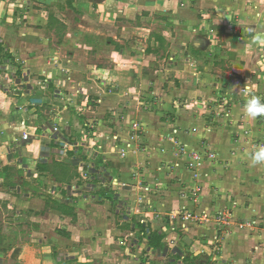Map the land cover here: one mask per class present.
Masks as SVG:
<instances>
[{"label": "crops", "instance_id": "obj_1", "mask_svg": "<svg viewBox=\"0 0 264 264\" xmlns=\"http://www.w3.org/2000/svg\"><path fill=\"white\" fill-rule=\"evenodd\" d=\"M71 5L68 0H0V63H19V67L12 66V70L17 68L15 73L7 69V63L0 65V76L7 78L12 74L15 84L20 82L22 87L10 89L3 83L0 85V97L2 93L5 94L2 105L0 101V198L3 200H6L3 195L6 196L8 192L12 195L15 187L22 190L24 187L28 188L25 185L32 187L31 184L36 182L29 179L26 171L33 177L37 175V168L42 164V161L38 160L43 159V140L39 138L27 143L24 142L25 134L31 136L32 132H35L34 134L39 136L47 130V125L52 127L53 123L75 131L76 124L85 120L83 115L76 111L78 103L74 100L77 98V91H87L88 95L81 96L83 107L92 99L91 105L95 112L100 108L99 114L102 112L103 115H109V100L115 99V95L109 97L101 87L106 80V67H112L116 62L138 64L141 63L139 58L145 55L147 59L154 58L152 60L159 62L168 60L167 64L171 65L168 67L172 70L174 57L178 60L175 62L177 65H187L192 58V61L197 66L201 65L203 71L208 74V67L210 69L213 65L229 62L235 65L234 81L241 83V88L244 82L238 79L244 80L247 70L252 69L251 65L254 63L259 62L260 66L264 63V55H261L264 50L256 51V57L253 50H248L250 47L264 49V44L256 42V37L264 34V0H72ZM51 16L65 25L66 29L59 31L55 26L51 27ZM66 17L68 18L64 19ZM175 46L184 55L178 53L172 57L166 56L172 53L170 50H174ZM146 72H149L148 68ZM191 73L189 67L186 71L179 72L183 76H189ZM207 77L208 83L211 76L208 74ZM73 79L79 82L76 88L72 84ZM239 83H235L236 87ZM259 83L262 84V81ZM56 92L61 95L58 99L53 97ZM253 92L264 100V96L258 94L264 92L262 89ZM120 93L116 94L117 97H121ZM226 94L235 97V102L232 103L235 115L241 114L243 117L240 116V119H234L227 125L220 123L215 126L219 131L215 132L206 128L208 125L211 128L212 123L219 122L217 116L220 115L217 113L210 121L207 120L209 124L200 121L194 125L200 129L199 134L197 133L200 138L206 141L209 139L210 143L215 145L213 150L218 153L221 161L230 163H214V170L207 166L212 177L210 182L206 183L203 193L204 199L209 202L204 204L213 210L232 209L237 226V230L225 236L222 241L224 248L221 250H225V254L215 260L219 261V264H264V166L251 167L246 156V153L252 151L251 143L264 144V118L249 120L244 116L242 109L247 94L240 91H229ZM105 101L108 104H105ZM168 104L169 102L158 101L154 103L152 109L158 112L159 119L168 111ZM133 108L132 110L138 109L136 105ZM104 127L115 128L110 125ZM186 127L191 128L190 125ZM203 127L206 131L200 132ZM49 136H52V133ZM77 151L79 152V149ZM110 155L113 154L108 152L103 155V159H108ZM116 157H111L114 165L120 170L117 168L115 172H125V169H121L123 160ZM135 164L136 157H130L127 167H133ZM105 169L106 172H93L96 177L91 175V180L97 181V186L102 185L103 188L106 185L101 181H107L110 174L107 168ZM187 173L185 177L189 180L190 174ZM170 177L172 184L167 187L177 190L179 185L174 182L176 177ZM185 177L182 180L187 182ZM90 186L96 187L94 184ZM121 192L130 190L122 185L118 194ZM168 194L163 200H158L157 196L148 200L152 207L151 216L159 218L164 211L185 204V197L181 198L182 203L175 197L174 192ZM54 196L53 200L60 202ZM121 200H118L119 203L123 202L127 206L123 207L124 210L136 206L135 203ZM117 202L113 201L112 205ZM8 203L10 209L11 205L14 207L11 199L3 202V206L6 207ZM29 205L30 203H23L22 210H25L24 207L30 208ZM17 212L18 215L12 219L7 216L2 218L6 228L3 234H0V241L4 239L6 244L9 241L8 235H11L8 233H12L9 229L15 225L12 223L23 220L19 215L23 212ZM56 212L59 211L54 210V213ZM136 216H127L126 220L123 218L121 230L124 222L127 225L132 223L133 227L137 228L134 224ZM139 217L141 215L137 218ZM253 220L259 221L260 226L252 228ZM43 222L38 220L37 224L42 226ZM26 223L28 226V220ZM29 235L30 241H38L37 248L40 249L41 255L38 264L73 263L76 254H69V260L61 258L63 254L59 253L57 245L52 243V239L45 235L44 231L39 229ZM18 237L20 241L24 240L23 233ZM25 244L17 245L13 252L11 248L0 249V264H28L25 259L17 261L20 256L32 255L28 254L29 243ZM108 248L113 251L110 246ZM25 249L27 250L24 251ZM54 253L57 254L54 256Z\"/></svg>", "mask_w": 264, "mask_h": 264}, {"label": "rangeland", "instance_id": "obj_2", "mask_svg": "<svg viewBox=\"0 0 264 264\" xmlns=\"http://www.w3.org/2000/svg\"><path fill=\"white\" fill-rule=\"evenodd\" d=\"M248 50H253V53L255 52L253 55L256 57L257 52L264 49L250 47ZM170 51L172 53L166 56L172 57L178 53L184 55L176 46ZM261 55L264 54L261 53ZM139 59L141 63L138 64L116 62L117 64H113L112 67H106L108 72L105 81L108 82L104 81L101 87L106 90L109 97L115 95V99L109 100L111 105L109 115H103L102 112L99 114L100 108L95 112L91 105L92 99L86 107H83L81 96L88 95L87 91L85 93L77 91V98L74 100L78 103L76 111L83 115L85 120L76 124L75 131L61 128L53 123L52 127L47 125V130L44 133L41 132L39 136L35 135V132H32L31 136L25 134L24 142L29 143L39 138L43 140V159L38 161L47 165V170L42 171L38 167L35 177L26 171L29 179L37 183L31 184L32 187L29 184L25 185L28 188L24 187L22 190L15 187L16 190L14 189L12 195L10 192L6 196L3 195L6 200L11 199L13 208L12 205L11 209L9 208L10 203L4 207L3 202L6 200L0 198V234H3L6 228L2 221L4 216L12 219L18 215L17 210L23 212L19 213L23 220L12 223L15 225L9 229L12 233H8L11 234L8 235V243L0 244V249L9 247L13 252L17 245L29 243L28 254L32 255L20 256L17 261L25 259V263L28 262V264H38L41 261L40 249L37 248L38 241H30L31 235H29L40 229L52 239V243L57 245L59 253L63 254L61 258L69 260V254H76L73 258L74 264L220 263L215 258L225 254V250H221L224 248L222 241L226 238L225 236L237 230L235 217L232 209L209 208L204 204L209 201L204 199L203 193L206 183L210 182L212 177L208 167L214 170V163L219 162L218 165L230 163L221 161L218 153L213 150L215 145L211 144L209 139L206 141L200 138V135L198 136L200 129L197 126L195 128L194 125L199 124L200 121L209 124L207 120L210 121L212 116H217L215 114L217 113L220 115L217 116L219 122L212 123L211 128L209 125L206 128L215 132L219 131L215 126L220 123L227 125L234 119L243 117L241 114L235 115V108L232 105L235 97L226 93L240 91L246 94L244 87L248 83L252 86V91H261V89L264 91V69L262 70L264 63L261 66L259 62L251 65L252 69L247 70L244 80L238 79L244 82L243 87L240 88L241 83L234 81L235 65L229 62L218 66L213 65L210 69L208 67L211 78L207 83L208 74L203 71L201 65L197 66L192 58L187 65L185 63L177 65L175 62L178 60L174 57L172 70L168 67L171 66L167 64L168 60L159 62L152 60L154 58L147 59L145 55ZM226 59H228L227 56ZM6 63L9 65L8 70H12V66L19 67V63L15 61ZM6 63L2 61L0 65ZM15 67L12 70L13 73L17 71ZM188 67L194 75L196 73L198 75L179 74L182 70L186 71ZM144 72L147 73L146 76ZM129 73L132 74L129 75ZM9 76L6 78L1 75L0 85L3 83L10 89L22 88L19 81L15 84L12 74ZM260 81L262 84L259 83ZM235 83H239V86L236 87ZM72 84L75 88L79 86V82L74 79ZM117 93H120L121 97H117ZM258 94L264 96V92ZM60 96L59 92L53 95L54 99ZM2 97L4 100H0L1 105L5 101V97ZM119 101L123 103L119 104ZM141 101H143L142 104ZM157 101L169 102L168 111L163 113L160 119L157 117L158 112L152 109ZM105 104L108 102L105 101ZM135 105L140 111L132 110ZM106 125L115 128L106 129L104 127ZM186 125H190L191 128H185ZM206 129L203 127L200 132ZM245 132L249 134L250 130L249 133ZM51 133L52 136H49ZM205 143L206 147H204ZM259 145L264 144L251 143L252 150ZM108 152L113 155L103 159V155ZM116 156L123 160L121 169H125V172H115L118 166L114 165L111 157ZM132 156L136 157V164L133 167H127ZM105 168L110 174L107 181H101L106 185L103 188L100 184L97 186V181L91 180V175L96 170L105 171ZM186 172L190 174L189 180L185 177ZM71 174L76 176L71 177ZM170 176L176 177L174 182L179 185L177 190L167 187L172 184ZM184 177L187 182L182 180ZM89 184H94L96 187ZM122 185L130 192L118 194ZM170 192H174L175 197L182 203L181 198L185 197V204L173 210L164 211L163 215L159 214V218L151 216L152 207L148 200L156 196L158 200H163L168 193L171 195ZM53 196L62 204L71 207L76 217L67 216L62 211H59L60 214L54 213L53 209H46V199H53ZM121 199L130 201L131 204L135 203V208L133 205L132 209L124 210L123 207L127 206L123 202L119 203L118 200ZM21 201L22 204L30 203L31 209L23 206L25 208L23 211ZM113 201L118 202L112 205ZM44 202L45 206H43ZM35 211L38 213L34 214ZM124 212L125 217H123ZM134 214L137 215L134 223L137 228L133 227L132 223L127 225L124 222L123 230H121L123 218ZM138 215L141 217L137 218ZM27 220L28 226L27 223L25 224ZM38 220L44 221V224L39 226ZM19 223H23L22 227L18 225ZM37 225L40 228H37ZM258 226H260L259 221L251 222L252 228ZM22 233L24 240L20 241L18 236H22ZM155 234L163 235L161 245L157 249L150 244L151 237ZM109 246L113 251L109 250ZM55 254L57 253H54V256ZM223 259L226 260L227 257Z\"/></svg>", "mask_w": 264, "mask_h": 264}, {"label": "clouds", "instance_id": "obj_3", "mask_svg": "<svg viewBox=\"0 0 264 264\" xmlns=\"http://www.w3.org/2000/svg\"><path fill=\"white\" fill-rule=\"evenodd\" d=\"M258 44H264V34L256 37ZM247 94L243 105V114L249 120L264 118V100L252 91V86L248 83L244 87ZM251 167L264 166V145H259L252 151L246 153Z\"/></svg>", "mask_w": 264, "mask_h": 264}, {"label": "trees", "instance_id": "obj_4", "mask_svg": "<svg viewBox=\"0 0 264 264\" xmlns=\"http://www.w3.org/2000/svg\"><path fill=\"white\" fill-rule=\"evenodd\" d=\"M68 3H70V6H72V0H68ZM49 25L55 26L57 29H59V31H63L66 29L65 25L59 23V21L57 19H55L54 17L51 16L50 21H49ZM5 95L4 93H2V96ZM1 100H4L3 97H0ZM39 168L42 171H46L47 170V165L45 164H40ZM61 169V168H60ZM63 171V169H62ZM76 174H71V177H75ZM46 209H54L57 211H62L63 214L67 215V216H74L76 217V214L74 212L73 209H71V207H68V205L62 204L56 200H53L52 198H47L46 199ZM151 247H154L155 249H157L160 245L161 242L163 240V235L160 234H155L151 237ZM4 242H6L4 239L0 241V244H4ZM8 243V242H7ZM9 248V247H7ZM189 264V263H188ZM192 264V263H191Z\"/></svg>", "mask_w": 264, "mask_h": 264}, {"label": "built area", "instance_id": "obj_5", "mask_svg": "<svg viewBox=\"0 0 264 264\" xmlns=\"http://www.w3.org/2000/svg\"><path fill=\"white\" fill-rule=\"evenodd\" d=\"M25 139H26V137H25ZM219 220H221V218H219Z\"/></svg>", "mask_w": 264, "mask_h": 264}]
</instances>
